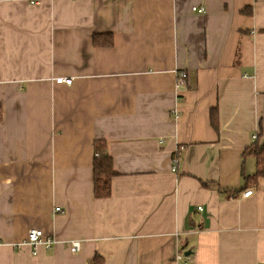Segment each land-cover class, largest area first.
<instances>
[{"label": "crops", "instance_id": "0c3cea01", "mask_svg": "<svg viewBox=\"0 0 264 264\" xmlns=\"http://www.w3.org/2000/svg\"><path fill=\"white\" fill-rule=\"evenodd\" d=\"M0 106V264H264V0H0Z\"/></svg>", "mask_w": 264, "mask_h": 264}, {"label": "trees", "instance_id": "16d2710c", "mask_svg": "<svg viewBox=\"0 0 264 264\" xmlns=\"http://www.w3.org/2000/svg\"><path fill=\"white\" fill-rule=\"evenodd\" d=\"M2 120V108L0 106V122ZM263 123V122H262ZM212 125L218 127L217 112L212 113ZM256 141L247 149L246 153L252 155L257 161V173L255 178L250 180L257 181L259 177H264V127L257 137ZM96 154L99 155L94 160V195L98 199H105L111 195V181L116 175L112 167V160L105 147L98 143L96 146ZM248 179V180H249ZM249 180V181H250ZM104 260L97 255L91 264H103Z\"/></svg>", "mask_w": 264, "mask_h": 264}, {"label": "built area", "instance_id": "2783aa9c", "mask_svg": "<svg viewBox=\"0 0 264 264\" xmlns=\"http://www.w3.org/2000/svg\"><path fill=\"white\" fill-rule=\"evenodd\" d=\"M32 3H35V2H32ZM192 11L197 12V13L205 12L203 8H197V7H194ZM55 81H56V84H66L68 86H71L73 84V80L71 78H57ZM187 81H188V74L184 71L179 72L178 78H177V84H176L178 95L185 91L187 87ZM256 138L257 137L254 136V139ZM183 150L184 148L180 147L176 152V155L173 160V171L174 172L178 171L179 158ZM252 193L253 192L251 190L247 191L246 193L243 194V197L248 198L249 196L252 195ZM199 210H202V208L200 207ZM56 212H60V208H56ZM27 242L29 245L33 247L34 254H37V249L39 246H44L46 249H50L55 244L56 240L53 236L46 235L42 230L33 229V230H30L28 233ZM71 245L74 251L79 252L81 250V245L79 242H72ZM180 255L182 256V254ZM180 255H178V257Z\"/></svg>", "mask_w": 264, "mask_h": 264}, {"label": "water", "instance_id": "95a60500", "mask_svg": "<svg viewBox=\"0 0 264 264\" xmlns=\"http://www.w3.org/2000/svg\"><path fill=\"white\" fill-rule=\"evenodd\" d=\"M190 254V252H187V254L186 255H189Z\"/></svg>", "mask_w": 264, "mask_h": 264}]
</instances>
